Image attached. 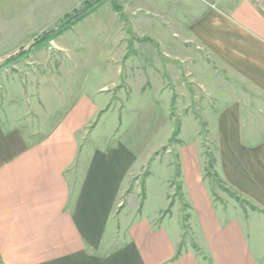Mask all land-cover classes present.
<instances>
[{
    "label": "crops",
    "instance_id": "0c3cea01",
    "mask_svg": "<svg viewBox=\"0 0 264 264\" xmlns=\"http://www.w3.org/2000/svg\"><path fill=\"white\" fill-rule=\"evenodd\" d=\"M34 6L3 20L4 35L28 36L18 42L23 49L58 24L37 26L42 16L35 14L47 1ZM190 34L222 68L264 95V0H240L226 12L207 9ZM169 91L142 92L147 102L134 121L110 108L113 94L83 87L57 97L66 102L46 109L38 131L5 126L0 118V264H264V215L247 219L214 204L194 140L176 147L187 231L178 217H160L175 194L169 183L176 175L161 156L152 165L164 206L114 217L127 181L141 168L139 149L149 141L146 149L157 154L161 143L147 138L148 125L137 116L150 107L156 118L155 101ZM132 122L140 144L126 138ZM243 131L242 108L229 101L216 122L218 168L234 190L264 208V140L247 143Z\"/></svg>",
    "mask_w": 264,
    "mask_h": 264
},
{
    "label": "rangeland",
    "instance_id": "374dc122",
    "mask_svg": "<svg viewBox=\"0 0 264 264\" xmlns=\"http://www.w3.org/2000/svg\"><path fill=\"white\" fill-rule=\"evenodd\" d=\"M45 1L46 10L35 14L38 19L42 16L37 26L50 27L58 22L55 27L30 38L24 49L18 42L22 44L28 36L12 39L3 34L8 30L3 21L8 14L29 12L30 4L39 7ZM85 1L0 0V118L4 125L38 131L45 121L46 109L66 102L57 97H70L82 87L85 92L101 90L113 94L110 108L125 110L122 118L134 121V112L147 102L142 92L148 87L157 92L165 86L170 94L155 101L157 117L151 115L150 107L147 115L137 116L148 125L143 128L147 138L161 142L158 153L151 154L150 148L146 149L149 141L143 143L139 149L141 168L127 181L114 217H135L146 205L164 206V198L157 193V170L152 165L161 156L166 164H173L176 175L169 183L175 194L168 197V207L160 217H178L186 230L187 209L181 198L176 147L189 140L196 142L204 184L214 204L247 219L254 214L264 215L261 205L234 190L222 177L216 132L219 109L230 101L242 108L245 141H263L264 95L222 68L190 34V27L203 11L226 12L240 0H105L62 34L41 40L67 21L68 15L73 16L93 0ZM38 40L40 44L33 48ZM22 52L25 54L20 56ZM154 121L159 127L155 134ZM134 126L126 138L131 136L140 144L143 139L135 137Z\"/></svg>",
    "mask_w": 264,
    "mask_h": 264
},
{
    "label": "trees",
    "instance_id": "16d2710c",
    "mask_svg": "<svg viewBox=\"0 0 264 264\" xmlns=\"http://www.w3.org/2000/svg\"><path fill=\"white\" fill-rule=\"evenodd\" d=\"M105 0H93L90 2H87L85 4V6L82 8L81 11L75 13L73 16L68 15L67 17V21L63 22L60 27H58L56 30H52L50 32H47L43 37H42V41L44 42L46 39H52L55 36L62 34L64 31H66L68 28H70L71 26H73L74 24L80 22L82 19H84L85 17H87L91 12H93L95 9L99 8ZM41 41V42H42ZM40 42L39 40L36 41L35 45H33V48L36 45H39ZM31 51V50H29ZM25 52H22L20 54V56L24 55Z\"/></svg>",
    "mask_w": 264,
    "mask_h": 264
}]
</instances>
